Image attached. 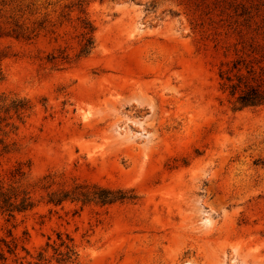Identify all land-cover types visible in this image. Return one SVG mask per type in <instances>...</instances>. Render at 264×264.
Masks as SVG:
<instances>
[{
    "label": "rangeland",
    "instance_id": "1",
    "mask_svg": "<svg viewBox=\"0 0 264 264\" xmlns=\"http://www.w3.org/2000/svg\"><path fill=\"white\" fill-rule=\"evenodd\" d=\"M240 55L264 59V0H0V185L33 205L0 212V264H264ZM76 186L133 199L48 203Z\"/></svg>",
    "mask_w": 264,
    "mask_h": 264
},
{
    "label": "trees",
    "instance_id": "2",
    "mask_svg": "<svg viewBox=\"0 0 264 264\" xmlns=\"http://www.w3.org/2000/svg\"><path fill=\"white\" fill-rule=\"evenodd\" d=\"M92 44L91 38H87L82 52L87 53ZM251 47V46H250ZM249 47V48H250ZM244 50V48H242ZM256 49L251 48V54ZM264 59L256 60L252 55L237 56L230 62V67L220 72V78L224 80L223 90L227 91L233 100L234 110L243 108L264 107ZM25 104L19 102L12 105L15 112L22 111ZM6 148V147H5ZM16 175H22L21 168L16 170ZM24 195V196H23ZM23 192H18L15 188L4 189L0 185V212L7 213L12 218L15 212H25L33 207L29 197ZM20 199L17 202V199ZM81 201L83 203L95 201L102 205L111 204L116 201L130 200L133 197L126 196L125 192L100 188H87L76 186L72 191L61 195L52 194L48 203L55 205L65 200Z\"/></svg>",
    "mask_w": 264,
    "mask_h": 264
}]
</instances>
